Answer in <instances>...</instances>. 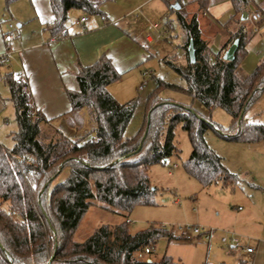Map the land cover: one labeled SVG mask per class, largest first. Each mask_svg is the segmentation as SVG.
<instances>
[{
  "label": "trees",
  "instance_id": "16d2710c",
  "mask_svg": "<svg viewBox=\"0 0 264 264\" xmlns=\"http://www.w3.org/2000/svg\"><path fill=\"white\" fill-rule=\"evenodd\" d=\"M17 1L6 0V9ZM165 1L175 12L173 5ZM176 1L181 4V0ZM230 1L233 13L228 23L237 25L244 13L250 14L253 0ZM103 2L49 0L54 20L46 30L52 37L63 38L72 11L96 16L101 14ZM195 3L201 11L209 7V0ZM261 13L263 19L256 24L231 32L225 48L238 41L232 62L225 61L221 52L213 53L202 39L196 16L188 18L178 13L184 63L176 57L164 61L186 86L158 80L157 88L145 101L144 122L130 138L125 137V131L136 102L121 104L108 91L123 73L106 54L91 66L79 65L78 90H66L71 106L66 114L68 127L77 135L83 130L86 116L88 119L89 130L81 137L68 136L36 111L28 82L6 73L3 80L15 108L17 131L12 134L11 149L0 143V264H181L168 255L151 262L138 259L136 255L144 254L147 248L153 254L161 239H185L156 223L131 234L126 216L138 206L156 205L157 189L149 170L180 156L174 143L179 126L192 147L183 163L190 178L203 188L219 181L225 186L239 182V177L230 173L223 159L210 148L206 136L213 130L228 142L257 144L264 140V125L245 120L246 111L264 94V57L252 74L240 76L248 44L264 24ZM191 43L194 64L188 55ZM164 90L182 93L210 112L216 107L224 110L232 118L228 132L192 106L162 99ZM66 169V180L54 184ZM93 201L125 220L114 226L104 225L78 243L74 235Z\"/></svg>",
  "mask_w": 264,
  "mask_h": 264
},
{
  "label": "rangeland",
  "instance_id": "374dc122",
  "mask_svg": "<svg viewBox=\"0 0 264 264\" xmlns=\"http://www.w3.org/2000/svg\"><path fill=\"white\" fill-rule=\"evenodd\" d=\"M103 1L102 11L108 8V10L111 9L122 14L126 11L124 8L131 6L136 0L114 1L116 3L113 0ZM122 1L125 6L120 5L119 2ZM159 5H162L160 0L149 6L147 12L154 17L158 16ZM162 8L165 10L164 15L166 14V18L160 20L157 17L155 19L157 21L150 24L159 25L160 31L165 26L167 27V32L158 40V46L150 48L149 54H147L141 65L128 73H123L120 81L108 87L110 94L119 103L136 102L135 113L125 131L126 138L134 136L141 128L145 117V101L157 88L158 80L180 87L186 86L185 82L164 61L165 56L178 58L182 55L180 49L182 41L181 29L176 22L175 15L168 12L164 5H162ZM2 10L3 13L6 10V0H0V11L2 12ZM3 15L0 13V27L7 29L10 26L5 20L8 13ZM137 16H139V13L132 18ZM94 17H97V15ZM191 17V14H189L188 18ZM80 18L79 11H72L69 25L75 24ZM146 30L143 33L144 39ZM259 62L258 55L250 53L242 64L240 76L246 78V76L252 74ZM144 74L151 75L144 76ZM160 97L171 102L192 106L195 111L210 119L213 124L225 132H228L232 124L231 116L224 110L216 107L210 112L198 101L192 100L182 93L164 90L161 92ZM8 118L9 128L17 129L14 114ZM245 120L249 123L264 125V94L246 111ZM88 130L89 123L86 116L85 125L79 134L76 135L74 132L71 136L66 131L64 133L70 137H81ZM206 138L210 148L223 159L228 171L239 177V182L225 186L222 181H219L203 188L195 179L190 178L184 170L183 163L190 157L192 147L188 135L179 126L175 131L174 143L180 150V156H173L165 165H155L149 170L151 183L157 189L155 194L156 205L138 206L129 216H126V219L129 220L131 234L145 230L153 223L167 227L176 236H178V226L203 227L213 232L210 247H207L204 242L206 240L203 238L198 242L197 250L194 251L190 248L193 246L189 242L191 240L168 241L167 239H161L154 247L153 254L149 255L150 257L146 256L144 252V254L136 255L138 259L147 261L150 258V260H157L168 255L175 261L180 260L182 264H203L205 260H208L211 264H239L240 261L238 260L240 259L248 262V264H264V213L262 212L264 210V140L257 144H251L252 146H249L250 144L228 142L213 130L207 133ZM11 145L12 138L9 137L5 146L9 147ZM174 166H176L175 169ZM68 175V169L64 170L54 184L66 180ZM249 203L257 204V207H260L259 210H254L253 214L257 219L254 223L261 224V226L259 229L256 228L255 231L248 232L247 237H241L236 233L239 235L241 243L246 244V246L243 249L236 248V252L231 253L230 247L223 245L221 238L224 231L233 232L228 226L249 214ZM239 206L242 211H238ZM124 220L122 216L105 210L97 201H93V205L89 208L74 235V240L78 243L85 242L98 228L104 225L114 226ZM200 245L204 247L201 248ZM247 246L251 247L254 253L248 254L245 250ZM208 250L209 257H207Z\"/></svg>",
  "mask_w": 264,
  "mask_h": 264
},
{
  "label": "crops",
  "instance_id": "0c3cea01",
  "mask_svg": "<svg viewBox=\"0 0 264 264\" xmlns=\"http://www.w3.org/2000/svg\"><path fill=\"white\" fill-rule=\"evenodd\" d=\"M114 1L117 2V0ZM168 1L173 5V8L175 4H179L176 0ZM196 1L181 0L180 10L174 9L175 12L171 11L165 0H160V3L168 9V12L175 15V19H177L178 13L186 17L189 14L196 16L201 37L215 54L221 52L224 56L231 46L225 48L229 43L231 32L238 30L243 25L252 26L256 24L250 20L252 14L260 13L261 20L263 19L261 12H264V0H253L249 8L248 20L241 21L237 25H229L228 23L233 13V5L230 0H209L208 9L203 11L199 9ZM156 2L159 0H136L132 5L130 4L131 6L124 8L126 11L122 14L105 8L103 11L101 10L99 15L105 17L106 22H102L98 15L97 17L90 16L89 21L84 24L86 32H82L81 28L75 24L68 25L66 36L57 38L55 42H50L53 37L46 30V25L52 24L54 20L49 0H19L4 10V13L3 10L0 11L1 15L8 13L5 20L9 25L14 26L12 30L9 27L7 29L0 27V56L7 52L11 54L9 63L0 64V143L5 146L9 137L12 138L13 131L17 130L9 128L8 117H12L14 114L15 122V108L10 100V90L3 80L6 73L12 72L17 79L26 80L29 84L31 104L34 109L41 112L59 130L66 131L72 136L74 131L67 125L66 114L70 111L71 106L66 90H78L76 74L79 65L91 66L104 54L113 60L115 68L120 73H128L141 65L149 54L150 48L159 44L158 41L153 42L144 39L145 29H147V33L152 26L150 24L157 21L155 20L157 17L160 20L166 18L162 5H159L158 16L156 17L147 12V8ZM119 3L121 6H125L123 1ZM127 4L129 3L127 2ZM137 13L139 16L132 18ZM79 14H81V18L85 16L82 12ZM155 25L160 29L159 25ZM10 33L13 34L14 39L7 43L5 36ZM263 33L264 24L249 42L248 55L245 60L250 53H254L258 55L260 62L262 61L264 57ZM182 37L181 30V45L183 43ZM178 59L183 60L181 63H184L183 51ZM13 145L12 138V145L5 147L11 149ZM249 207L248 215L228 226L233 232L228 230L224 233L232 232L241 237H247L248 232L260 228L261 224L254 223L257 219L253 214L254 210H259L260 207L254 203H249ZM237 209L242 211L240 206ZM262 212L264 213V210ZM201 239V237H196L189 241L193 245L190 247L192 251L197 250L196 246L199 245L198 242ZM204 242L208 248L212 243V241ZM200 246L201 248L204 247L203 245ZM242 246L244 247L246 244L243 243ZM247 248L251 247L247 246ZM230 251L231 253L236 252V248L230 247ZM207 257H209V250ZM238 261L241 262L242 259ZM206 262L209 261L205 260L203 264Z\"/></svg>",
  "mask_w": 264,
  "mask_h": 264
},
{
  "label": "built area",
  "instance_id": "2783aa9c",
  "mask_svg": "<svg viewBox=\"0 0 264 264\" xmlns=\"http://www.w3.org/2000/svg\"><path fill=\"white\" fill-rule=\"evenodd\" d=\"M100 16V15H98ZM90 19V16L85 15L83 16L81 19H79L78 21L75 22L76 26H79L82 30V32H86V27H85V23H87ZM100 19L102 22H106V18L103 16H100ZM250 20L252 22H258L261 20V15L260 13H254L250 16ZM9 28L12 30L14 29L13 25H10ZM167 32V27L165 26L164 29L162 31H160V29L156 26V25H152L148 32L145 35V38L148 41H153L156 42L158 40H160L164 35V33ZM14 39L13 34H8L5 36V41L7 43L12 42V40ZM57 38L53 37L51 39L50 42H55ZM10 53L7 52L4 55L0 56V64H7L10 61ZM149 76L151 74H144V76ZM141 89V88H140ZM174 168H176V166H174ZM129 223V220H128ZM177 232H178V236L181 237L182 239L185 240H193L196 237H201L204 240L210 242L211 238H212V234L213 232L210 230H206L203 227H199V226H190V225H184V226H178L177 227ZM221 242L223 243V245L225 246H229L232 248H241L243 249L244 247L242 246L241 243V239L240 237L236 234V233H232V232H226L223 234L222 238H221ZM247 253H253V249L252 248H246L245 249ZM152 254V250L150 248H147L145 250V255L150 257L149 255ZM152 260L147 259V262H151ZM50 264V262H49Z\"/></svg>",
  "mask_w": 264,
  "mask_h": 264
},
{
  "label": "water",
  "instance_id": "95a60500",
  "mask_svg": "<svg viewBox=\"0 0 264 264\" xmlns=\"http://www.w3.org/2000/svg\"><path fill=\"white\" fill-rule=\"evenodd\" d=\"M180 5L179 4H175L174 5V9L176 10H180ZM249 15L247 13H244L243 17H242V21H247L248 20ZM238 49V41H235L230 47L229 49L225 52L223 59L225 61H229L232 62L235 59V53ZM188 55H189V60L192 64H194L196 62L195 59V50L193 47V44L191 43L190 46L188 47Z\"/></svg>",
  "mask_w": 264,
  "mask_h": 264
}]
</instances>
